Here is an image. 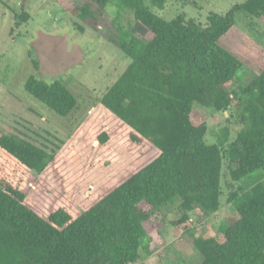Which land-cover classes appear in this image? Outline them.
<instances>
[{
	"label": "trees",
	"instance_id": "trees-1",
	"mask_svg": "<svg viewBox=\"0 0 264 264\" xmlns=\"http://www.w3.org/2000/svg\"><path fill=\"white\" fill-rule=\"evenodd\" d=\"M169 1L149 0L158 10ZM59 3L95 30L109 5L133 15L135 28L115 21L108 36L130 64L101 99L109 117L87 132L99 147L116 141L131 162L82 206L71 186L73 152L0 135V264H138L144 252L151 255V234L162 229L163 209L178 202L185 214L198 207L220 210L224 161L232 183L264 172V60L251 72L220 46L238 15L252 30L264 25V0H246L225 15L210 13L206 26L183 15L166 21L144 0ZM16 19L26 22L28 16ZM24 89L60 118L78 109L77 98L60 82L32 75ZM195 105L234 119V141L225 130V138L210 145ZM230 187L227 203L237 218L222 222L217 237L194 239L202 264H264V184Z\"/></svg>",
	"mask_w": 264,
	"mask_h": 264
},
{
	"label": "rangeland",
	"instance_id": "rangeland-1",
	"mask_svg": "<svg viewBox=\"0 0 264 264\" xmlns=\"http://www.w3.org/2000/svg\"><path fill=\"white\" fill-rule=\"evenodd\" d=\"M0 1V135H20L50 152L57 148L73 152L74 161L69 165L73 196L79 205L89 206L92 197L106 190L115 177L126 173L131 162L127 151L116 141L99 147L87 132L93 123L109 117L101 99L130 64L108 42V36L114 31L115 21L135 28L133 15L127 9L109 5L95 23V30L64 11L61 0ZM72 1L80 6L84 0ZM144 1L150 11L166 21L183 15L206 26L210 13L225 15L246 0H171L163 10L154 9L149 0ZM22 14H27L26 22L16 19ZM249 22L245 15H238L220 46L254 72L264 60V25L260 23L252 30ZM32 75L45 83L60 82L67 87L78 100L77 111L60 118L34 100L24 89ZM250 81L251 76L246 77L244 84ZM195 109L208 125L210 145L223 140L225 130L229 142L234 141L239 129L234 119L199 105ZM257 183L264 184L263 171L232 183L224 161L220 210L210 213L198 207L185 214L178 202L163 209L159 215L162 229L151 234V255L144 252L138 264H202L194 239L217 237L222 222L237 218L235 208L227 203L231 185L235 189H249Z\"/></svg>",
	"mask_w": 264,
	"mask_h": 264
}]
</instances>
